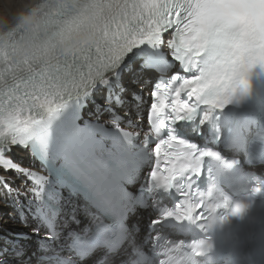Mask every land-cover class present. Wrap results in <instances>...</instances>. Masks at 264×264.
I'll return each instance as SVG.
<instances>
[{
  "label": "snow or ice",
  "instance_id": "1",
  "mask_svg": "<svg viewBox=\"0 0 264 264\" xmlns=\"http://www.w3.org/2000/svg\"><path fill=\"white\" fill-rule=\"evenodd\" d=\"M97 2L102 41L79 54L46 59L53 33L42 34L23 59L12 55V43L0 49V196L31 199L53 225L48 240L59 238L53 231L71 239L77 217L66 223L63 206L75 201L91 214L94 230L111 231L119 221L126 232L122 248L129 242L127 217L137 207V188L146 180L153 192L175 189L191 201L190 207L177 203L163 220L211 232L217 221L197 223L205 219L206 205L191 190L205 157H220L178 137L176 126L198 116L205 124L213 110L250 95L253 70H264V0ZM49 16L57 35L83 23L66 9ZM25 153L30 166L18 162ZM220 201L216 208L231 203ZM246 210L236 204L231 214L242 218ZM33 234L39 235L36 229ZM212 250L211 238L202 239L181 255V264H199ZM175 251L161 250L144 264H176ZM24 256L16 252L10 259L0 248V264H22Z\"/></svg>",
  "mask_w": 264,
  "mask_h": 264
},
{
  "label": "clouds",
  "instance_id": "2",
  "mask_svg": "<svg viewBox=\"0 0 264 264\" xmlns=\"http://www.w3.org/2000/svg\"><path fill=\"white\" fill-rule=\"evenodd\" d=\"M61 9L80 14L83 23L57 35L49 13ZM102 23L103 13L97 0H0V49L12 43V55L23 59L37 49L42 34L53 33L56 39L46 50L45 58L70 57L102 41ZM21 29L23 35H17Z\"/></svg>",
  "mask_w": 264,
  "mask_h": 264
},
{
  "label": "bare ground",
  "instance_id": "3",
  "mask_svg": "<svg viewBox=\"0 0 264 264\" xmlns=\"http://www.w3.org/2000/svg\"><path fill=\"white\" fill-rule=\"evenodd\" d=\"M6 209L3 207V204L0 202V214L5 213ZM0 220H2L1 224L3 228H7L9 226V224L11 223L9 219L7 218H1Z\"/></svg>",
  "mask_w": 264,
  "mask_h": 264
}]
</instances>
